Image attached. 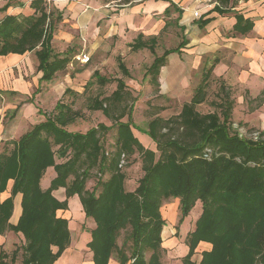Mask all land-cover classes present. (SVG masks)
Returning <instances> with one entry per match:
<instances>
[{
	"label": "trees",
	"instance_id": "16d2710c",
	"mask_svg": "<svg viewBox=\"0 0 264 264\" xmlns=\"http://www.w3.org/2000/svg\"><path fill=\"white\" fill-rule=\"evenodd\" d=\"M10 1L0 10L6 11ZM166 1L169 5L164 12L174 7L179 18L182 10L172 0ZM216 1L226 5L230 0ZM29 6L33 9L30 14L7 13L0 19V56L35 50L36 69L42 73L39 82H49L71 59L68 51L56 53L51 45L54 21L61 20L62 14L45 0H30ZM250 24L238 16L235 27L243 30ZM156 41L157 36L143 39L140 33L131 48H149L154 57L146 72L159 86L157 76L166 56L181 47L185 39L161 55H155ZM119 67L128 74L122 61ZM91 77L104 81L97 70ZM205 80L176 116L153 117L147 129L133 126L134 98L128 104L131 93L125 82L117 79L116 89L103 99L105 105L96 97L89 105L114 123H99L85 132L68 130L66 126L80 117V112L63 100V95L73 93L66 88L44 120L11 140L9 150L0 151V194L12 180L9 196L0 198V235L6 231L22 234V264H53L67 248L71 239L68 219L57 215V211L66 210L68 198L74 195L79 198L85 218L95 224L87 242L94 264H108L113 252L117 264H162L161 231L166 220L160 207L170 198L178 200L179 222L195 205L200 208L194 229L185 239L188 250L181 257L182 264H196L192 255L200 241L210 243L211 248L202 252L197 264H264V130L256 138L242 137L230 130L233 99L223 82L219 85L220 113L197 111L195 106L205 99ZM125 115L128 118L122 121ZM113 125L114 148L105 152L100 139ZM133 127L150 136L158 157L133 134ZM135 153L143 174L133 190H126L124 157ZM49 166L55 176L49 186L42 188L41 178ZM93 168L110 173L106 180L98 181V193L85 187ZM59 187L65 191L62 200L53 194ZM17 193L21 194V213L12 224L9 218ZM121 231L125 237L118 245ZM16 253L14 250L11 254L12 262ZM7 256L0 250V264H7Z\"/></svg>",
	"mask_w": 264,
	"mask_h": 264
},
{
	"label": "rangeland",
	"instance_id": "374dc122",
	"mask_svg": "<svg viewBox=\"0 0 264 264\" xmlns=\"http://www.w3.org/2000/svg\"><path fill=\"white\" fill-rule=\"evenodd\" d=\"M6 1L0 0V5ZM28 1L11 0V6L6 11L12 13H20L18 11H21L25 13V9H20L18 6L19 3L27 4ZM45 1L49 7L58 8L62 14V19L59 21L55 20L53 24V50L61 54L68 51L71 59L66 67L57 71L49 82L42 81L38 83L40 73L36 69L38 62L34 51L26 53L20 60L11 65L0 67V88L17 90L15 93H1L0 137L2 136L3 138H0V151L3 149L9 150L12 147L11 140L17 139L20 134L31 128L33 124L44 120V116L54 110L56 101L67 87L73 93L63 95V100L68 102L73 109L79 110L80 117L67 125L66 128L70 131L79 132H85L88 128L97 126L99 123L104 126H110L114 123L101 110H93L89 105L94 97L97 100H103L105 97L110 96L116 89L117 79H122L131 93L128 104L134 98L131 116L133 126L138 128L147 129L149 121L156 116L164 119L176 116L180 112L182 105L190 100L200 78L193 75L194 73L187 66L184 55H180L181 60L178 63L182 67L181 74L186 77L190 76L189 82L184 86L164 92L166 90L162 91L160 86H156L151 80V73L146 72L154 57L149 48L143 47L137 50L131 48L138 33L143 34V39L152 34L157 36L155 55H161L165 49L175 47L184 36L188 35V31L185 29L181 30L182 27L180 25H183L184 18H177L178 12L176 8L170 7L168 13L161 12L155 6L149 10H144L142 5L145 4L146 7V3L152 2V0H130L127 3L132 2V4H138V7H142L141 11L134 13L133 10L128 8L127 3H123V0H111L109 2H105V0ZM174 1L178 3L177 5L180 3L179 7L182 6L181 0ZM96 10L101 12L97 17ZM195 19L197 18L195 17ZM163 24L165 27L161 29ZM191 27H195L194 24ZM82 51L89 55V60L84 64L75 59V55ZM120 61L124 63L128 74L123 73L119 69L118 63ZM0 66L2 65L0 64ZM94 70L98 71L100 78L104 80L103 82L91 77ZM221 82L229 89L230 97L233 99L230 130L242 137L255 138L263 129L258 127V124L255 125L251 121H247L249 116H245H247L246 113L250 112L248 111L249 109L258 105L257 99L248 101L246 99L248 95H245L242 89L238 91V88L230 86L223 79L214 81V79L208 78L207 84L204 86L205 99L202 103L195 106L196 110L200 113H220L221 108L218 103L221 102L219 95ZM36 89L38 90L36 91ZM34 91L36 92L34 93ZM238 92L244 95L246 100L238 103ZM103 104H106L104 100ZM17 105V110L13 112ZM127 118V115H125L121 120L126 121ZM252 119H255V117ZM259 119L260 117L257 120ZM132 131L141 143L145 147L153 149L156 152V157H158L159 152L156 150L155 143L150 136L141 133L134 127ZM115 138L116 125H113L112 128L102 134L100 139L105 152H110L114 148ZM122 170L126 175L124 180L125 189L133 190L138 184V179L143 174L137 153L124 157ZM109 174V171L99 172L97 168H93L85 187L89 190L94 188L96 193H98L101 189L98 181L106 180ZM54 176L53 167H47L41 178V186L43 188L49 186ZM9 184L11 188L12 180L8 181L6 188H8ZM64 192V188L59 187L53 191V194L59 198L63 196ZM70 199L66 210L57 211V215L68 219V227L72 239L64 250L63 256L76 260L78 264H82L85 257L90 255L91 252L86 246L82 245L81 238L83 233H89V229L93 227L91 223L94 222L91 218L82 217L76 212L80 203L78 196L70 197ZM192 209L193 211H190L188 215L194 216L198 205H195ZM160 211L165 220L169 217L172 220L175 217L176 221L179 222L180 211L176 198L164 200ZM188 215L184 217L186 220ZM75 217H78L77 221H74ZM6 232L2 234L3 238H5V245L4 247L0 246V250L7 253V264H22L24 238L21 233ZM124 237L125 232L121 231L117 238L118 245H121ZM208 244L210 246L203 251L210 250L211 244ZM161 246L163 247L162 243ZM163 249L160 256L161 263L173 264L174 262L171 260L173 257L168 256L164 247ZM14 250L17 253L14 262H12L10 257ZM53 250H55V247H53ZM150 252L151 250L145 252V258H148ZM127 253L129 255V252ZM116 257V252H113L110 257L115 264H117ZM197 258L199 256L195 255L192 257V259Z\"/></svg>",
	"mask_w": 264,
	"mask_h": 264
},
{
	"label": "crops",
	"instance_id": "0c3cea01",
	"mask_svg": "<svg viewBox=\"0 0 264 264\" xmlns=\"http://www.w3.org/2000/svg\"><path fill=\"white\" fill-rule=\"evenodd\" d=\"M109 1L111 0H105V2ZM172 1L176 3V5L178 4L176 1ZM29 2L30 0L27 4H23L22 2L19 3L18 7H20V9H25V13L18 11L20 14L26 15L33 12V9L29 6ZM180 2L182 6L179 7L180 3L177 5L182 10L179 18H184L183 25L180 26L182 27L181 30L185 29L188 31V35L184 36L175 47H172L177 48V46L181 45L182 40L185 39V43L181 45V47L179 46L177 50L170 52L166 56L164 64L160 67L157 80L161 90H166L164 92H168L179 86H184L189 82L190 76L186 77L181 74L182 67L178 63L181 60L180 55H184L187 66L194 73L193 75L200 78L196 87L204 81V78H206V84L208 78H212L214 81L223 79L230 84V86L238 88V91L242 89L243 93L248 95L246 96L248 101L257 99L258 105L253 106L254 110L253 108L249 109L248 111L250 112L246 113L247 116L245 117L249 116L247 121H251L255 125L258 124L257 126L264 130V0H230L226 5H220L216 0H181ZM5 3L1 4L0 8ZM127 4L128 8L133 10L134 13L141 11L142 7L144 10H149L153 6L161 10V12H164L169 2L166 0H152V2L146 3V7L145 4H143L142 7H138V4H132V2ZM196 11L198 16L194 15ZM0 13V19H2L5 14L12 12L0 10ZM100 13L99 10H96V17ZM238 16H242L244 19L250 21V26L243 30L236 28L235 24ZM195 17L197 19H195ZM192 24H194L195 27H191ZM164 27L165 25L163 24L161 29ZM154 35L155 34H152L150 36ZM52 43L53 38L51 40V45ZM32 51L35 53V50ZM28 52L23 54L8 53L6 55H1L0 64L2 66L0 67L15 63ZM82 52L85 53V51ZM38 72L40 73L38 83H40L39 78L42 73L41 71ZM0 90L3 92H17V90L1 88ZM65 90L66 88L64 91ZM1 93L0 99L2 98ZM62 95L60 98H62ZM237 97H239L237 98L238 103L246 100L244 95L240 94V92H238ZM17 108L18 105L14 109ZM250 116L252 118L255 117V119H252ZM258 117H260L259 120H257ZM0 138L2 139L3 137L1 136ZM44 188H46V186ZM9 191L10 184L8 188L0 194V198L5 199L9 196ZM74 196L77 197V195ZM64 198L65 194L63 193V196L58 199L62 200ZM70 200L69 198L68 205ZM20 201L21 194L17 193L13 198V209L9 218V222L12 224L17 222L21 213ZM77 210L76 212L79 213L78 215L85 217L80 203L78 204ZM191 211H193V209ZM199 213L200 208L198 205V209L194 216L188 215L187 220L184 218L178 222L175 217L172 220H170V217L166 219V225L163 226L161 231L162 244L167 255L173 257V259H171L174 262H172L173 264H182L181 257L184 256L188 250L185 239L188 232L194 229V221L197 219ZM77 219L78 217H75L74 221H77ZM91 224V226H95L94 223ZM93 227H91V229ZM81 240L82 245L87 247V242L90 240V231L87 234L83 233ZM71 241L72 239H70V243ZM4 242L5 238L0 235V246L4 247ZM208 246L210 245L206 242H200L196 246L195 253L192 255V257L195 255L199 256L197 259H192L193 261L196 260V264L201 259V252L206 250ZM63 253L64 251L53 264H78L76 260L74 261L73 259L63 256ZM82 264H94L92 252L85 257ZM108 264L115 263L112 259H109Z\"/></svg>",
	"mask_w": 264,
	"mask_h": 264
},
{
	"label": "built area",
	"instance_id": "2783aa9c",
	"mask_svg": "<svg viewBox=\"0 0 264 264\" xmlns=\"http://www.w3.org/2000/svg\"><path fill=\"white\" fill-rule=\"evenodd\" d=\"M194 15L195 16H198V13L197 11L194 12ZM75 59H77L78 61H80L81 63H86L88 60H89V55L84 53V52H81V53H78L75 55ZM257 136V135H256ZM255 136V138H256ZM123 163V159L121 160V163L120 165Z\"/></svg>",
	"mask_w": 264,
	"mask_h": 264
}]
</instances>
